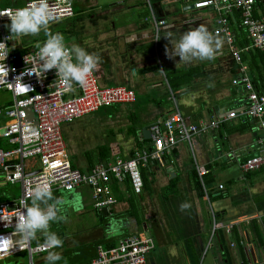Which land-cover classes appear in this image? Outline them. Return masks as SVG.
<instances>
[{
	"label": "crops",
	"instance_id": "crops-1",
	"mask_svg": "<svg viewBox=\"0 0 264 264\" xmlns=\"http://www.w3.org/2000/svg\"><path fill=\"white\" fill-rule=\"evenodd\" d=\"M25 1L5 0V3L11 6ZM72 1L75 20L62 28L68 31L63 36L98 54L99 69L94 73L102 86L115 82L134 89L143 128L149 129L156 119L165 118L176 108L187 120L198 123L244 105L246 91L233 83L240 65L228 44L213 32L218 14L215 10L191 8L197 0ZM154 17L167 22L159 39L155 37ZM235 19L238 21L232 19L234 32L241 30L239 17ZM199 25L220 41L221 47L213 59L183 62L178 56L169 58L165 54L166 47L169 51L172 48L165 37L167 33L177 38L183 31ZM240 43L242 40L237 41L236 36L237 48L243 49L242 56L253 50H244L250 43L246 46ZM243 64L252 80L256 77L255 88L264 91V72L259 77L258 73L250 72L244 58ZM169 78L178 85V90L171 89ZM261 134L258 120L235 118L215 131L194 136L197 161L209 169L205 183L211 190V201L206 200L200 179L201 189L197 185L195 163L186 143L166 151L162 161L152 159L141 166L144 181L141 194L129 186L128 177L117 183L119 191L114 192L112 184L117 204L111 213L96 209L87 189L84 195L89 202L78 212L92 214L98 220H94L90 231L72 238H62L56 230L59 221L50 223V230L69 243L67 250L64 245L51 249L61 255L56 264L87 263L94 257L95 244L116 246L125 235L143 229L156 243L148 255V264H264V167L249 172L241 168L246 158L258 152ZM146 140H150L148 145L154 149L152 139ZM132 145L131 139L126 140V153ZM221 184L224 187L219 189ZM20 193L2 192L0 201L15 200ZM181 203H187L188 207L180 210ZM214 221L220 223L215 230ZM41 243L43 238L38 234L33 244ZM47 254L48 251L36 255V264H48ZM25 258L27 254L19 264H26Z\"/></svg>",
	"mask_w": 264,
	"mask_h": 264
},
{
	"label": "built area",
	"instance_id": "built-area-1",
	"mask_svg": "<svg viewBox=\"0 0 264 264\" xmlns=\"http://www.w3.org/2000/svg\"><path fill=\"white\" fill-rule=\"evenodd\" d=\"M258 1L260 0H197L193 3L195 9H213L218 13L213 32L228 44L229 51L240 65L233 83L241 85L246 91L244 105L219 114L210 121L202 120L198 123L187 120L176 108L167 118L155 120L150 125L154 151H137L131 159L116 155L110 161L95 164L90 171L72 166L64 137V125L104 107L134 103L137 99L136 92L125 85L102 86L94 72L88 77L85 87L81 88L73 83L68 91H65V85L58 83L54 69L48 70L45 75L41 74L40 78L35 74L23 75L24 68L31 66L29 60L37 51V43L32 42L28 36L11 37L7 42L9 53L5 60L8 74L0 68V90L11 96L8 103L0 106V173L8 184H19L21 193L15 200L0 201V217L10 220L13 218L9 227H5V222L0 221V236H11L19 201L29 200L35 181L48 182L53 194L74 190L84 194L88 189L94 207L111 213L117 204L112 184L122 183L128 177L134 192L141 194L144 189L141 166L152 159L162 161L163 154L180 143L188 145L205 198L211 201V190L205 183L209 169L198 163L193 138L198 134L215 131L235 118L256 119L262 131L258 139V152L241 163L242 171L263 168L264 91L255 88L252 77L243 64V49L237 48L232 28V19L238 16L239 26L250 43L244 50L253 48L264 51V13L260 7H256ZM49 2L55 16L50 25L75 16L72 0ZM26 3L27 0L21 5L10 6L5 5V0H0V40L9 35L6 28L9 23L8 15L13 9L23 7ZM166 23V20L154 17L156 38ZM223 187L224 185H219V189ZM218 226L220 223L214 221V230ZM11 240L15 241L16 237L11 236ZM42 244L35 245L32 241L26 248H20L14 243L0 242V262L13 255L28 252L26 264H36V255L49 251L46 245L41 250L39 245ZM155 246V239L143 229L125 235L116 246L97 243L94 257L84 264H148V255Z\"/></svg>",
	"mask_w": 264,
	"mask_h": 264
},
{
	"label": "clouds",
	"instance_id": "clouds-1",
	"mask_svg": "<svg viewBox=\"0 0 264 264\" xmlns=\"http://www.w3.org/2000/svg\"><path fill=\"white\" fill-rule=\"evenodd\" d=\"M9 23L6 25L9 35L0 40V68L6 75L8 68L5 60L8 56L7 42L11 37L38 36L44 34V41L37 44L35 55L30 58V67L24 68L23 75H45L48 70H55L58 83L65 85V91L71 89L73 83L81 88L88 83V77L99 69L100 57L90 53L83 47L72 43L68 46L60 32H51L50 23L55 19L53 6L49 0H27L23 7L15 8L8 15ZM172 45L171 51L166 47L165 54L169 57L178 56L179 61L190 62L192 59L211 60L220 49V41L211 34L205 26L199 25L183 31L177 38H172L171 33L165 35ZM160 37H158L159 39ZM162 72L164 70H161ZM22 75V76H23ZM64 201L54 197L50 184L35 181L28 201L21 199L15 215V223L10 237L0 236V242L26 248L32 241L38 239V234L43 238L41 250L45 245L49 249L46 260L48 264H56L61 260L59 252L51 251L62 246V239L56 232L50 230V223L65 219L61 214ZM180 210L188 207L187 203L180 204ZM13 218L0 217L5 222V227L12 224Z\"/></svg>",
	"mask_w": 264,
	"mask_h": 264
},
{
	"label": "rangeland",
	"instance_id": "rangeland-1",
	"mask_svg": "<svg viewBox=\"0 0 264 264\" xmlns=\"http://www.w3.org/2000/svg\"><path fill=\"white\" fill-rule=\"evenodd\" d=\"M75 18H66L63 21L56 23V25H50L55 29H62L65 26L69 25L73 22ZM43 32H41L38 36H28L29 39H32V42L40 43L43 39ZM64 42L66 45L71 46L73 41L70 38L64 37ZM11 99V96L8 92L0 90V106L5 105ZM103 118V112L92 113L90 116H86L76 120L73 123H69L68 125H64L65 134L67 136V146L68 151L72 158H83V153L86 150H90L96 147L98 144L103 142L108 143V129L109 127L115 126V131H117L119 122L115 119H100ZM122 136H118V139L122 142L123 146H126V141L121 139ZM196 153V152H195ZM197 156V155H196ZM198 159V158H197ZM73 161V160H72ZM82 167L81 164H79ZM19 184L11 185L5 181L4 176L0 175V193L15 191L20 193ZM55 197H59L64 201V205L62 207L61 214L64 215L65 219L59 221L57 224L56 230L60 232L62 238H72L75 235L80 233H85L91 230L94 224L95 218L91 216L92 214L83 215L79 214L78 208L82 207L83 204L89 202L88 197L82 193H79L77 190L67 192V191H59L55 194ZM86 201V202H85ZM89 210H91L92 206L90 203L87 204ZM95 215V214H93ZM109 218V221H112L113 218ZM98 220V219H97ZM96 220V221H97ZM65 249L67 250V245L69 243L63 242ZM28 252L20 253L19 255L14 256L8 260H4L0 264H19V261L23 259ZM27 260V258H25Z\"/></svg>",
	"mask_w": 264,
	"mask_h": 264
},
{
	"label": "trees",
	"instance_id": "trees-1",
	"mask_svg": "<svg viewBox=\"0 0 264 264\" xmlns=\"http://www.w3.org/2000/svg\"><path fill=\"white\" fill-rule=\"evenodd\" d=\"M263 3L264 1H261V0L258 1V5L256 7L258 8L260 7L261 9H264ZM8 4L9 3H5V5H8ZM234 20L238 21V19H234ZM49 30L51 32H61L62 34L68 33L67 29L60 30V29H55V28L50 27ZM235 33L237 36V41L241 42L242 40V43H240V46H246L249 43L248 40L245 39L243 34H241L242 32L240 29H238V31H236ZM44 38L45 37H43V39ZM243 58H244L245 63L248 65L250 72L251 71L256 72L258 73V76L261 77V74L264 72V51L255 50V49L249 50L248 53L246 52L243 54ZM250 60H254L255 63L251 64ZM254 79L255 80H253V84L256 87L255 85L256 77ZM169 84L173 91L178 90L179 88L178 85L175 84L174 80H172L171 78H169ZM116 85H120V84H116L115 82L114 83L112 82L111 84L108 83L105 86H116ZM127 87L133 89L132 87H129V86ZM139 107H140V104H139V100L137 97L136 102L134 103L116 104L114 106L101 108L99 111H97L96 113L103 112V118H100V119L112 118V119L117 120L119 122L117 131L114 130V128H116L115 126L109 127L107 131L108 137H109L108 143L103 142L101 144H98L96 147L90 150H86L83 153L84 155L83 158L81 159H79V157L72 158L73 160V161L71 160L72 166L74 168H79L82 171H90L91 168L95 166V164L99 162L110 161L116 155H120L125 159H131L135 156V152L137 151H140L143 149H146L149 152L154 151L153 147L148 145L150 140H146L143 136V124L140 122L141 121L140 120L141 111ZM172 113L173 112L166 115L165 118H167ZM119 135L122 136L121 139L123 141H126L128 139L129 140L131 139L133 141V145L130 148L128 147L127 153H126V146H123L122 142L118 139ZM65 139H67L66 134H65ZM79 164H81L82 167H80ZM196 179H197V185L201 189L197 174H196ZM113 186H114V192L119 191L120 188L117 185V183H113ZM129 186H131L132 188V185H129ZM107 246L110 247V245H107ZM94 250H95V247H94Z\"/></svg>",
	"mask_w": 264,
	"mask_h": 264
},
{
	"label": "water",
	"instance_id": "water-1",
	"mask_svg": "<svg viewBox=\"0 0 264 264\" xmlns=\"http://www.w3.org/2000/svg\"><path fill=\"white\" fill-rule=\"evenodd\" d=\"M191 8H193V5L191 6ZM72 39H73V37H72ZM151 134L152 133L148 128H146V127L143 128V135L146 139H151Z\"/></svg>",
	"mask_w": 264,
	"mask_h": 264
}]
</instances>
